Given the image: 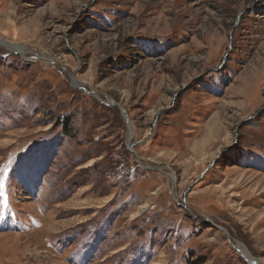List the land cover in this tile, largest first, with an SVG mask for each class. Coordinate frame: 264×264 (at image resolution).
Listing matches in <instances>:
<instances>
[{
	"label": "rangeland",
	"instance_id": "obj_1",
	"mask_svg": "<svg viewBox=\"0 0 264 264\" xmlns=\"http://www.w3.org/2000/svg\"><path fill=\"white\" fill-rule=\"evenodd\" d=\"M238 245L264 264V0H0V264Z\"/></svg>",
	"mask_w": 264,
	"mask_h": 264
},
{
	"label": "bare ground",
	"instance_id": "obj_2",
	"mask_svg": "<svg viewBox=\"0 0 264 264\" xmlns=\"http://www.w3.org/2000/svg\"><path fill=\"white\" fill-rule=\"evenodd\" d=\"M10 45H8L9 47ZM53 63H56L55 61H52ZM131 137V131L129 132V139ZM171 176V175H170ZM170 178V177H169ZM171 180H173L174 182V178L171 176L170 178ZM238 250L241 254V256L249 263V264H263L261 261H257L256 259H254L249 253L248 251L241 245H238Z\"/></svg>",
	"mask_w": 264,
	"mask_h": 264
},
{
	"label": "water",
	"instance_id": "obj_3",
	"mask_svg": "<svg viewBox=\"0 0 264 264\" xmlns=\"http://www.w3.org/2000/svg\"><path fill=\"white\" fill-rule=\"evenodd\" d=\"M93 96H95V94H92ZM110 105V104H109ZM121 111H122V109L121 108H119Z\"/></svg>",
	"mask_w": 264,
	"mask_h": 264
}]
</instances>
